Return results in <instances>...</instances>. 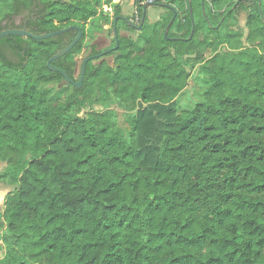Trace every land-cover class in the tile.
I'll list each match as a JSON object with an SVG mask.
<instances>
[{"label":"trees","instance_id":"16d2710c","mask_svg":"<svg viewBox=\"0 0 264 264\" xmlns=\"http://www.w3.org/2000/svg\"><path fill=\"white\" fill-rule=\"evenodd\" d=\"M128 1L0 0V31L79 27L51 63L76 82ZM248 1L153 0L161 18L118 19L113 63L87 61L81 87L47 66L76 29L0 38V264H264V0ZM194 66L202 99L165 131L163 167L142 169L132 113L172 102Z\"/></svg>","mask_w":264,"mask_h":264},{"label":"rangeland","instance_id":"374dc122","mask_svg":"<svg viewBox=\"0 0 264 264\" xmlns=\"http://www.w3.org/2000/svg\"><path fill=\"white\" fill-rule=\"evenodd\" d=\"M135 0H129L123 6V15L133 18L135 14ZM246 5L248 7H255L257 5L256 0H249ZM163 10L155 5H149L147 8L148 22H154L161 18ZM238 25L234 27L236 30H240L243 34V39L246 36L247 28L245 25L246 10L242 9L237 13ZM120 35H132L126 29L119 31ZM96 44V50H105L113 47L114 36L113 31L108 29L100 33L94 40ZM88 52V51H87ZM85 51L82 57L87 54ZM101 59L109 63H113L114 55L109 53L104 55ZM77 73V72H76ZM61 85V86H60ZM207 86V79L199 72L198 66L190 68V77L187 86L180 92V94L170 103H139L136 110L132 113L134 118H137L139 129L137 132L138 146L141 150V158L139 161L142 169L148 168H162L163 164L159 157V150L164 138L166 130L170 129L175 119L182 116L186 111L191 109L197 102L202 99V93ZM59 87H66V83L54 85L56 90ZM96 109H101L100 106H95ZM118 114L119 125L124 130L125 134H128L130 130V124L125 118V113L118 106H113ZM83 114V113H82ZM5 166L4 163H0V171ZM14 189V186H10L0 182V210H3V204L5 198L9 192ZM4 250L0 251V257L3 256Z\"/></svg>","mask_w":264,"mask_h":264},{"label":"water","instance_id":"95a60500","mask_svg":"<svg viewBox=\"0 0 264 264\" xmlns=\"http://www.w3.org/2000/svg\"><path fill=\"white\" fill-rule=\"evenodd\" d=\"M149 5H152V2H147V3L144 4L143 9H142V13H141V17H140V23H139L138 26H136L134 23H132L129 19H127L124 16H118V17L114 18L112 28H113V36H114V40H115V45L113 47H110V48H107L105 50H102V51H100V52H98L96 54H92V55H89V56L85 57L84 60H83L82 66H81L80 78L76 82L73 79H71L64 70H61V69L57 68L56 66H53L51 63H52V61L62 57L66 53H68L77 44V42L80 40V38L82 36V30L79 27L71 25V26H68L66 28H61V29L54 30V31H51V32H48V33H44V34H34V33L30 32L29 30H27L25 27L21 28V29H6V30L0 31V38H2L3 36H6V35H21V36L31 37L33 39H44V38L56 36V35H59V34H63V33L67 32V31H69L71 29H76L77 30V34L74 37V39L68 45H66L64 48H62L61 50L56 52L54 55H52L47 60V66L52 71H59L63 75L64 79L66 81L72 83L74 86L81 87L83 76H84V70H85L86 62L89 61L90 59L102 57V56L110 53L111 51H114L117 48L118 42H119L118 32H117V29H116L117 20L118 19L125 20L130 26L140 28L142 26L143 22H144L146 8ZM161 5H163V4H161ZM190 12H191V10H190ZM176 14L177 13L174 12L173 17L171 18V20L169 21L168 25L166 26L165 31H164V35L165 36L167 35V31H168L171 23L173 22ZM191 15H192V12H191ZM192 24L194 25V22H192Z\"/></svg>","mask_w":264,"mask_h":264},{"label":"built area","instance_id":"2783aa9c","mask_svg":"<svg viewBox=\"0 0 264 264\" xmlns=\"http://www.w3.org/2000/svg\"><path fill=\"white\" fill-rule=\"evenodd\" d=\"M145 2H152L153 0H144Z\"/></svg>","mask_w":264,"mask_h":264}]
</instances>
